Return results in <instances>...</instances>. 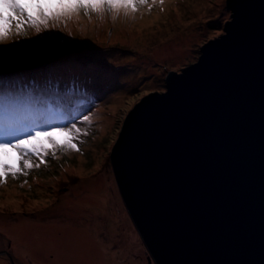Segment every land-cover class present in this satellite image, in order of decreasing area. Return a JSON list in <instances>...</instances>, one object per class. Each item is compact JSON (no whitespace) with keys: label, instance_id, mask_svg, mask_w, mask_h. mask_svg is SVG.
Masks as SVG:
<instances>
[{"label":"water","instance_id":"water-1","mask_svg":"<svg viewBox=\"0 0 264 264\" xmlns=\"http://www.w3.org/2000/svg\"><path fill=\"white\" fill-rule=\"evenodd\" d=\"M226 6L223 34L133 107L110 154L154 264H264V0Z\"/></svg>","mask_w":264,"mask_h":264},{"label":"rangeland","instance_id":"rangeland-1","mask_svg":"<svg viewBox=\"0 0 264 264\" xmlns=\"http://www.w3.org/2000/svg\"><path fill=\"white\" fill-rule=\"evenodd\" d=\"M226 2L164 0L161 6L149 0L150 9L140 7L127 18L121 14L116 21L109 16L102 22L84 18L79 25L70 23L72 35L51 29L0 45V82L5 88L20 84L31 89L39 112L45 102H55L58 118L61 114L67 119V110L61 108L65 99L68 106L78 105L77 114L91 117L90 125L78 124L88 132L77 141L79 152L49 153L46 165L27 176H9L0 185V264H59L63 244L54 243L51 251L37 243L23 249L17 241L54 238L28 228L36 219L52 230L67 222L86 227L91 237L87 246L98 247L91 264H154L148 262L150 256L125 211L110 154L133 107L143 97L163 92L168 72L194 64L200 49L223 34L230 20ZM56 139L63 142L65 137L57 134ZM99 194L102 208L97 213L84 203H94L93 196ZM98 214L106 215L107 223L98 222ZM73 262L69 257L68 263Z\"/></svg>","mask_w":264,"mask_h":264},{"label":"snow or ice","instance_id":"snow-or-ice-1","mask_svg":"<svg viewBox=\"0 0 264 264\" xmlns=\"http://www.w3.org/2000/svg\"><path fill=\"white\" fill-rule=\"evenodd\" d=\"M151 4L162 6L164 0H151ZM144 6L151 8L149 0H0V45L51 29L72 35L70 23L79 25L84 18L88 23L102 22L109 16L116 21L121 14L127 18ZM0 105L28 115L36 108V101L31 89L5 88L0 82ZM28 116L24 122L6 121L0 125V185L9 176H27L33 168L46 165L49 153L55 157L58 150L79 152L77 141L88 132L78 124L91 123L89 115L63 125L48 124L39 115ZM57 134L65 137L63 142L56 139ZM96 219L107 223L104 214H98Z\"/></svg>","mask_w":264,"mask_h":264},{"label":"bare ground","instance_id":"bare-ground-1","mask_svg":"<svg viewBox=\"0 0 264 264\" xmlns=\"http://www.w3.org/2000/svg\"><path fill=\"white\" fill-rule=\"evenodd\" d=\"M102 197L103 196L100 194L94 195L93 196L94 203L90 205H87L86 203L84 204L88 207L89 210L95 211L98 213L102 208V207L100 208V204L102 203ZM69 203L74 204L75 207L78 206L76 203H73V202H69ZM26 225H28L29 229L33 231H37L38 234L43 231L44 235H52L54 238L50 239L49 240L50 242L48 241L46 242V239L40 238L39 236L31 238V239L17 240L19 241V244H21V248L23 249H26L25 247L33 248V244L37 243L40 246L44 244V248H40V249L48 248L49 250H51V246H53L54 243L56 242H58L59 244L61 243L63 244V247L61 246V250H60L62 252L58 251L59 256L57 257V260H56L59 264H69L68 263L69 257L74 258V262L72 264H80L83 260H84L83 264H91V261L97 254L96 250H98V247L95 248V244L92 243V245L87 246V240L89 241V238L91 237H89L88 232L86 231V227L84 226H80V225L77 226L76 223L74 222L72 224H69V222H67L65 224H60L58 226V229L52 230L50 229L49 226H47L49 225L48 223H45L39 219L33 220L27 223ZM55 235H59V236L57 237ZM71 248H72V251H70ZM91 248H92V251H90ZM89 253L90 255H88ZM83 255L86 257L84 259H81ZM37 264H40V263H37Z\"/></svg>","mask_w":264,"mask_h":264},{"label":"trees","instance_id":"trees-1","mask_svg":"<svg viewBox=\"0 0 264 264\" xmlns=\"http://www.w3.org/2000/svg\"><path fill=\"white\" fill-rule=\"evenodd\" d=\"M16 88H17V89L19 88L17 84H16ZM26 89H27V88H26Z\"/></svg>","mask_w":264,"mask_h":264}]
</instances>
